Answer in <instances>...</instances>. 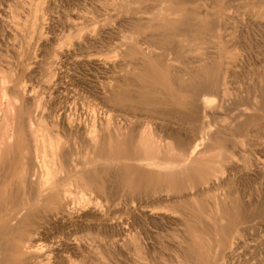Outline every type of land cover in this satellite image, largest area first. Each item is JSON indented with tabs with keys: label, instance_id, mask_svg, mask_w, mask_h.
Returning a JSON list of instances; mask_svg holds the SVG:
<instances>
[{
	"label": "rangeland",
	"instance_id": "374dc122",
	"mask_svg": "<svg viewBox=\"0 0 264 264\" xmlns=\"http://www.w3.org/2000/svg\"><path fill=\"white\" fill-rule=\"evenodd\" d=\"M49 2L52 5H48ZM42 7H44L43 10H41ZM40 12L43 13L40 15ZM161 12H163L164 15L159 16ZM35 14L39 16L37 17ZM172 14H182L184 16L183 20H185L187 23L190 22L193 26L197 25L199 22L197 17L198 15L206 17V21L208 22L206 23V26H208L210 30L192 28L191 30L186 31L184 28L187 24L183 26L174 25L166 20L169 17L176 18V16H172ZM196 14L197 16H195ZM177 20H179L177 22H182V19L178 18ZM214 22H216L218 25H216ZM12 25L15 26V28L16 25L19 27L16 29L14 28V30ZM34 32L37 33L35 34ZM204 62H207V64L205 65ZM203 64L205 67H201L199 69L201 70L203 77H208L212 72L216 74L221 71L227 78L226 86H229L228 88L226 87L227 95L226 98L224 97V99L220 95L217 96L215 93L206 94L207 103L209 104L207 105L210 107L216 106L215 108H218L217 113L213 115L214 117L212 116L213 119H211L212 117L210 118L212 127L213 129H217L220 128V126H227L233 129L235 134H233V131L230 132L229 130L226 132L227 135L225 137L228 138L226 147L228 146L229 149H227L228 147L225 148L224 145L216 146L214 149H210V151L209 149L208 151L201 150L200 153L202 154H199L198 156L200 158H197L198 160L200 159L202 161L210 157L206 159L208 165L212 167V163H214L215 169L218 168L219 170H217L221 173V175L223 173V176L219 177L220 175L218 176V174L220 173H218L217 176L220 178L216 179L218 182L214 177V181H210H213L212 184H210V182H208L210 185L208 183L203 184L201 183L200 176H203L204 171H195L196 167H194V172L191 171V180L185 178L186 176L183 175L185 179L189 180H186L187 182L184 181L182 175V177L178 175L174 180V177L172 176V179L170 177L168 179L167 177L166 180H164L165 177H163L164 179L159 178L156 176V174H154L156 177H148L149 179H143L142 182H140L139 179H135L137 181L133 179L135 182H132V176H129L128 174L129 180L127 175H119V178L117 175L114 179L113 175H115L114 172H116L117 167H113L108 168L110 169V172H105V177L109 175L106 178L104 176H102L104 178L96 177L95 180L94 178H88V181L91 183L86 180L85 184L88 182V187H85L83 190H79V193H82L83 191L85 192V190L87 192L88 190L89 193H86V195L88 194L87 197L92 199L90 201L93 202L94 200L96 202H93V205V203L89 202V199L86 197L85 201L87 200L88 203H86L87 201H82L81 203L78 202L79 204L75 203L77 206L73 204L75 207L74 210L76 212L73 210V215L70 214V216H68L69 224L71 226L66 225L64 228H58L54 232V237L56 238L53 241H59L58 246L60 244L63 246L61 247L60 245L59 248L57 246L59 249H57V252L59 254L57 257H55V263L69 264V260L73 262L75 261L76 264H137L138 262L139 264L222 263V252H220V249H218L217 252V246L215 245H220L222 249L224 247L227 248L225 252L227 253L228 248L234 242L233 240L235 238V234L230 237L224 235L220 231L215 232L210 229L211 227L206 219V214L210 210L209 207L211 206L212 208V205L214 204L213 197L215 198L216 195L219 196L221 192L224 193V191L227 190L219 197L216 196V198L220 199L221 197L222 199V197L224 198L225 196V198H227L226 202L229 206L231 205L235 207V202H237V200H240L241 204L248 202L249 199H259L257 201L255 200L257 204L264 202V101H262L264 100V0H0V74L2 75L3 71L10 69L11 74L14 73L12 74L14 75L12 78L18 82L19 86L22 85L21 87L23 88V85L25 84L26 86L24 85L23 89H25V87H29V91H26L25 93L27 94L24 95V90L22 91L21 87L18 86L19 89H21L19 94H16L15 96L14 93H12L11 96H4L6 98L2 97V99H0V104L3 103V106H6L8 104H6V102H9L10 100L11 102L18 105V115L20 118L26 117L28 115L27 113L38 110L37 107L41 104V111L38 110V112L40 115H44L43 118L47 127L51 125L48 129H51L50 131L52 132L55 131L54 135H59L60 139H62V143H64L65 146H69L68 148L74 147V150H78L80 152L79 156L87 157V154H92V158L89 157V159H93L94 161L97 156V161L100 159L105 162L107 157L109 161V157L112 159V154H115L116 157H114L115 155L113 157L118 159L120 158L122 160L120 162L124 165H127L130 160L133 162L135 160L138 161H135L136 163L130 161L128 165L139 164V162H143V164L147 163L144 162L145 159L149 163L151 160H149V158L151 157L152 160L150 163L154 170L157 167L162 169L169 167L178 168L180 166L179 168H182L188 165V154L185 151H183L182 154V150H154V152L151 150L149 151V154L152 156H149L148 150H145L147 153L143 151L140 156L138 152L141 153L142 150L137 147L138 144H136V139H128L130 133L126 134V132H129L134 126L147 124V122L149 125L148 127L154 125L151 128L152 130L150 128L148 129H150L151 132L155 130L154 132L157 134L159 133L161 136H165L166 134L168 135L170 132L176 131V129L177 132L180 131L182 126L176 124V121L169 120L167 118H160L152 110L159 107V105L155 104L156 102H168L172 100V94L177 95V98H180V101L185 99L186 93L182 92V89L177 86L179 83L173 80V70L185 71L187 68L194 69L195 67L198 68L203 66ZM13 84L15 85V82L11 81L8 85V88L11 89L14 86ZM0 88H2L1 85ZM0 91L3 90L0 89ZM251 92H253L252 94L254 95H252ZM213 95H216V97ZM0 96H2V92H0ZM29 97H32L31 99L33 100L31 102L33 104L32 107L28 105L29 101L27 98ZM220 98H222V100H220ZM227 99H229V101ZM16 100L19 104L16 103ZM223 101L225 102L223 103ZM42 102L45 105H43ZM231 102L232 106L235 105L234 108H231ZM218 104L220 105V108L218 107ZM228 104L230 105L231 110L228 108ZM43 106H45V108ZM224 109H226L225 112ZM237 109H240V112H238ZM67 111L69 114H67ZM107 111H109L111 114H109ZM38 112H36V114L34 113V115H38ZM57 112L59 114L60 112L61 114L63 112V115L60 114L59 118V114ZM66 114L72 118L67 117ZM46 115H48V117ZM109 115H111L110 117L113 119L114 125H110L112 128L107 126L109 123L106 116L109 117ZM42 116H39V118H42ZM51 117H55L57 119L54 118L53 121L51 120ZM110 117L108 119H110ZM72 119L73 121H75V119L76 121L79 120L81 125H84V123L91 124V122L94 121L97 123V125H101V127L103 126V134L106 135V140H111V142L105 141L106 148H104V150H81V145H83V137L81 136V138L79 135L70 133L65 127L66 121ZM118 119L121 121L120 125H118ZM219 119L222 120L219 121ZM105 120H107L108 124L105 123ZM221 121L222 124L224 123L223 125L219 124ZM51 123H53V125ZM61 123L62 125H60ZM240 123L243 124L241 130L240 128L236 127ZM123 124L125 126L128 124L129 127H126L125 129ZM160 124L172 125L161 128L159 132V129L156 126ZM170 127L171 129L173 128L172 131H170ZM17 128V134L18 136H21L23 133L22 127L17 126ZM123 128L124 131H126L123 135L124 137L122 136V138L116 136V130H121L123 133ZM164 133L166 134L164 135ZM237 136L239 137L238 139ZM230 138L233 142L230 141ZM240 138L242 139V142H239L240 144H236L234 140L238 142L241 140ZM120 141H122L124 146ZM126 141H128V143ZM245 141L246 145L243 143ZM117 142H119V144ZM233 143L235 145H233ZM238 145L240 147H238ZM249 146L251 149H248ZM237 147L239 148V151H242V153L237 150ZM241 147H244L245 150ZM9 151L11 154L9 153L4 161L7 163L6 166L12 168L15 166L14 160L15 158H18L17 152L19 150ZM84 151L87 152L86 155ZM155 151L157 152L155 153ZM162 151L164 155L162 160L164 158H168V161L171 160V163L169 161L168 167V161L166 159H164L166 162L162 161V163L166 164L160 163ZM202 151H206L207 156L205 152ZM219 151L222 153V155L219 153ZM111 152L113 153L111 154ZM104 153L106 155H104ZM109 153L111 154L110 156ZM166 153H169L171 157H165ZM208 153L210 155H208ZM95 154L97 156H95ZM157 155L160 157H156L155 160L160 159L158 162L161 165L158 164L157 161H153V158ZM200 155H202V157ZM203 155H205V157H203ZM79 156L78 159H80V163H83L84 159L86 158L84 157V159H82ZM180 156L185 159H181ZM218 156H222L221 159L225 158V160H220ZM230 156L232 160L228 159ZM126 157H128L129 161ZM141 159L144 161H141ZM233 160L236 162L238 160V162L235 163ZM240 160L242 163H239L241 162ZM102 161L98 164L103 165L104 162ZM219 162L221 164H219ZM230 162L234 163L235 165L230 164L229 166ZM121 163L119 165H123ZM218 164L220 166H218ZM248 164H251L250 167ZM221 165H223V169L227 167L228 168L221 170ZM239 166L240 168H235ZM248 167L250 168L249 171L247 170ZM157 169L155 172H157ZM0 173L2 174L3 172L1 171ZM197 173L200 176H198ZM249 173L251 174L248 175ZM157 178L159 179L158 181L155 180ZM160 179H163L164 182H161ZM176 179L178 180L175 181ZM145 180L146 182L150 180L152 182L151 184L155 182L153 193L157 194L151 193L152 191L148 192L149 189L143 183ZM219 180L222 181L220 182ZM236 180L237 183L235 182ZM174 181L177 187L174 185ZM197 181L199 184H196ZM180 182L183 187H179L178 189ZM238 182L239 185L241 184L240 186L237 185ZM142 183L144 187H142ZM190 183H193L191 186L192 189H190L192 191H187L188 194L186 195L187 192L183 191L184 186ZM215 183L218 184L215 185ZM156 184L158 186H156ZM166 184L168 186H166L167 190H169L170 187L168 192L167 190L164 191L166 189ZM205 184L207 185L205 186ZM220 184H223L222 186L225 190L222 189ZM123 185H125V187H123ZM211 185L213 188H210ZM161 186H163L162 190H159ZM115 187L116 189H114ZM122 187L124 191H122ZM237 187H239V189ZM110 188L114 190L113 193L115 194H111L112 190H110ZM156 188H158V190H155ZM203 188L206 189L203 190ZM235 188L238 189V192L237 190H234ZM4 189H6V184L0 186V191L3 192ZM71 189L74 190V187ZM92 189L94 190L95 194L91 195V193H93ZM195 189L198 192L201 191V194L200 192L198 193L193 191ZM106 190H108L107 192L109 193H106ZM115 190H117V192ZM118 190L121 192L119 193ZM239 190H241L242 194L239 192ZM162 191L168 194H162ZM177 191L180 193L183 191L184 193L182 192L183 195L180 194L179 197L176 196ZM169 192L174 194L172 195L170 193L173 197L169 195ZM75 193L74 195H76ZM81 193L79 194L80 196ZM117 193L121 195L123 200L127 201H125V203L124 201H121L122 199ZM158 193H160V196ZM231 193H234V195L236 194V196L230 195ZM7 195H9L8 192ZM144 195L147 197L145 196V198H143ZM151 195H154V198ZM163 195H165V198ZM157 196L160 198H156ZM166 196L168 197L167 199ZM246 196L247 198H245ZM134 198H136L138 201H136ZM151 198L152 200H150ZM1 199L3 200H1V202L4 205H8L10 204L9 202H11L9 201L8 197ZM164 199L165 201H163ZM244 199L248 200L244 201ZM118 200L119 202H123L124 205L121 203L119 204ZM115 201H117V207L119 205L122 206L118 207L117 209L115 206L113 208V202L116 204ZM144 201L148 206L144 204ZM126 202L136 203H133L132 206H130L131 204L127 206ZM152 202H154V205ZM90 203H92V205L95 207H97L96 205H99L96 208L97 210L95 207L91 206ZM80 204L81 206H79ZM244 205L246 206V204ZM10 206L12 205L8 206V212L13 209V207ZM76 207H79V210ZM85 208H88L90 211L88 209L86 211ZM150 208L153 210V212ZM142 209H145L143 210L144 212H142ZM98 210L100 212H98ZM134 210H136V213ZM7 211H4L6 215L3 212V214H0V230L3 229V231H0V262L3 261L1 264H29L27 259L28 254L23 248V245H29L27 244L29 241L26 239L28 237H25L27 235L24 232V229L20 227L19 221L17 220V218L20 216L17 215V218L14 220V218L8 216L11 212H15L14 214H16V210L13 209L8 215ZM180 211H182V213ZM14 214L11 213L10 216L12 215L13 217ZM102 214L104 215L102 216ZM224 214L227 219L223 223H229L227 222L231 219L229 212L226 213L224 211ZM76 215L78 217H76ZM14 217H16V215H14ZM79 218L82 220V223ZM10 221L11 224L9 223ZM14 221L18 222L15 224ZM72 221L78 222L77 224L76 222L73 224ZM83 223L85 227L83 226ZM77 227L80 229H77ZM9 230H11V232H9ZM74 230L77 231L75 232ZM263 231L264 229H258L250 233H244L243 236L245 238H241H244L242 240V248L240 249L242 252L240 250L236 251L235 254L228 260V264H264ZM259 232L261 234H259ZM251 233L253 234L251 235ZM133 235L135 236L133 237ZM76 236L79 237L75 238ZM41 239L42 238H34V241L31 242L32 245H36L35 242H37V245H39L44 241L42 245L49 246V242H47V240ZM70 243L72 244L70 245ZM20 245H22L23 249L20 247ZM243 245H245V247ZM7 247L9 248V252H7ZM66 249L67 251L65 252ZM255 251L257 253H255ZM133 256H136L135 259ZM1 257L4 259L1 260ZM225 264H227V262Z\"/></svg>",
	"mask_w": 264,
	"mask_h": 264
},
{
	"label": "bare ground",
	"instance_id": "6f19581e",
	"mask_svg": "<svg viewBox=\"0 0 264 264\" xmlns=\"http://www.w3.org/2000/svg\"><path fill=\"white\" fill-rule=\"evenodd\" d=\"M49 1V0H48ZM195 1V0H194ZM51 2V1H50ZM49 2V4L48 5H52L51 3ZM42 4V3H41ZM165 4V3H164ZM40 6V5H39ZM38 6V7H39ZM37 7V8H38ZM48 7V6H47ZM51 7V6H50ZM43 8L44 7H42L41 8V10H43ZM161 9V8H160ZM39 11V10H38ZM38 11H36V12H38ZM35 12V13H36ZM41 13H43V12H40V15H41ZM46 14V13H45ZM209 14H210V12H209ZM36 15V14H35ZM162 15H164V13L163 12H161L160 14H159V16H162ZM168 15V14H167ZM204 15V14H203ZM208 15V14H207ZM37 16V15H36ZM39 16V15H38ZM37 16V17H38ZM171 16V15H170ZM172 16H176V18H167L166 20L168 21V22H170V23H172V24H174V25H181V26H183V25H185V24H187L186 26H185V30L186 31H189V30H191L192 28H201L202 30H207V29H209L210 30V28L208 27V26H206V23H208L207 21H206V17H202L201 15H198L197 16V14L195 15V16H197L198 17V24L197 25H195V26H193L190 22H185V20H183V18H184V16L182 15V14H178V15H176V14H172ZM36 17V18H37ZM43 17V16H42ZM190 17V16H189ZM40 18V17H39ZM44 18V17H43ZM182 19V22H177V21H179V20H177V19ZM193 18V17H192ZM191 18V19H192ZM41 19V18H40ZM39 19V20H40ZM218 19V18H217ZM3 21V20H2ZM30 21V20H29ZM37 21V20H36ZM212 21V20H211ZM27 23V22H26ZM40 23V22H39ZM210 23V22H209ZM215 24H216V22H214ZM4 24V23H3ZM16 24V23H15ZM15 24H13V25H15ZM30 24H32V23H30ZM34 24V23H33ZM38 24V23H37ZM12 25V26H13ZM210 25H212V24H210ZM216 25H218V24H216ZM259 25V24H258ZM30 26V25H29ZM35 26V25H34ZM37 26V25H36ZM215 26V25H214ZM17 27H19L18 25H16V28ZM32 27V26H31ZM213 27V26H212ZM13 29L15 28V26H13L12 27ZM15 28V29H16ZM27 28V27H26ZM30 28V27H29ZM218 28V27H217ZM14 29V30H15ZM35 29V28H34ZM214 29V28H213ZM26 30H28V29H26ZM13 31V30H12ZM35 31H37V30H35ZM33 32V31H32ZM13 33V32H12ZM19 33V32H18ZM18 33H16V34H18ZM28 33V32H27ZM35 33V32H34ZM37 33V32H36ZM35 33V34H36ZM219 33V32H218ZM15 34V33H14ZM40 35V34H39ZM220 35V34H219ZM14 36V35H13ZM16 36V35H15ZM94 36V35H93ZM74 37V36H73ZM15 38V37H14ZM34 38V37H33ZM41 38V37H40ZM70 38V37H69ZM67 39V38H66ZM69 41V40H68ZM79 43V42H78ZM78 45V44H77ZM138 45V44H137ZM122 46V45H121ZM139 47V46H138ZM144 48H145V46H144ZM149 48V47H148ZM147 48V49H148ZM140 49V48H139ZM146 49V50H147ZM150 49V48H149ZM62 50V49H61ZM187 50V49H186ZM150 51V50H149ZM148 51V52H149ZM62 52V51H61ZM66 52V51H65ZM17 53V52H16ZM67 53V52H66ZM146 53V52H145ZM244 53V52H243ZM63 54V53H62ZM65 54V53H64ZM146 54H148V53H146ZM21 55V54H20ZM69 55V54H68ZM119 56V55H118ZM66 57V56H65ZM241 57V56H240ZM21 59V58H20ZM102 59V58H101ZM168 59H170V58H168ZM220 59H221V57H220ZM242 59V58H241ZM22 61H23V59H22ZM88 61V60H87ZM21 62V61H20ZM144 62V61H143ZM51 63H52V61H51ZM145 63V62H144ZM167 63V62H166ZM205 63V65L207 64V62H204ZM108 64V63H107ZM174 64V63H173ZM55 65V64H54ZM102 65H103V63H102ZM106 65V64H105ZM188 65V64H187ZM237 65V64H236ZM240 65V64H239ZM111 66H113V65H111ZM203 68V67H205L204 66V64H203V66H200V67H198V68H194V69H190V68H187L185 71H175V70H173V72H172V75H173V80H175V81H177L179 84L177 85L179 88H181L182 90V92H185L186 93V97H185V99L184 100H179L180 98H177V95H175V94H172V97H173V99L172 100H170V101H168V102H156L155 104L156 105H159V107L158 108H154L152 111L157 115V116H159L160 118H167V119H169V120H174V121H176L177 123L176 124H178V125H180V126H182L181 128H180V131H178L177 132V129H176V131H172V129H171V127L169 128V129H171L170 131H172V132H170V131H168V132H170V134H166V133H164V135L165 136H161V135H159V133L157 134V133H155L154 131H152L153 133H155V134H153L151 131H150V129L154 126V125H152L151 127H148L149 125H148V122H147V124H143V125H140V126H134V127H132V129L129 131V132H126V131H124V128H123V133H122V131L121 130H116V132H115V135L116 136H118V137H122L124 134H125V132H126V134L127 133H130L129 134V136H128V139H133V138H135L136 139V144H138L137 145V147L139 148V149H141L142 151H141V153L140 152H138V154H140V156H141V154H142V152L143 151H145V150H148V154H149V151H153L154 152V150H176V151H179V150H182V154H183V151H185V152H187V156H188V158H189V164L188 165H186V166H184V167H182V168H173V167H169V168H162V169H160V168H156L157 169V172H155L156 171V169L154 170L153 169V166L151 165V160H152V158L150 157L149 158V160H150V162L148 163V161H146V159H145V161L144 160H142L141 159V161H144V162H147V163H144L143 164V162L142 163H140L139 162V164H131V165H128V163H130V161L131 162H133L132 160H128V157H126L127 158V160L129 161L128 163H127V165H124L123 163H121L120 161H122L120 158L118 159V158H114V157H116V155L115 154H112L113 152H111V154L114 156H112V159H111V157H109L110 158V160L108 161V157L106 158V163L104 162V161H102V160H100L99 159V161H97L96 160V158L98 157L96 154H95V156H97L96 158H95V156H94V158H95V161L93 160V159H89V157H91L92 156V154H87V157H85L86 159H84V157H82V156H79L80 155V152L78 151V150H74L72 147H70V148H68L67 147V145L65 146L64 145V143H62V139H60V137H59V135H54V132L55 131H50L48 128H50V126H48L47 127V125L45 124V121H44V118H43V116L42 115H40L39 114V112H38V110H40V105H38V107H37V109L38 110H36V111H33V112H31V113H27L26 115V117H24V118H20V116L18 115V105H16L15 103H13V102H11L10 100H9V102H6L5 100V102H6V106H3V103L2 104H0V172L2 171L3 173L1 174L0 173V186L1 185H5L6 184V189H4V191L2 192V191H0V214H3L4 213V211L6 212L7 210H9L8 209V206L9 205H12V206H10V207H13V209H15L16 210V212L18 213H16V214H14L15 212H11V213H13L14 215H16V217H14V215H13V217H12V215L10 216V212H8L7 211V215L9 214V216L8 217H11V218H14V220H15V218H17V215L18 216H20V217H18L17 218V220L19 221V225H20V227L22 228V229H24V232L26 233V235L27 236H25V237H28V238H26L29 242L27 243V244H29L28 246L25 244V245H23V248L25 249V251H26V253L28 254V262H29V264H57V263H55L56 261H55V257H57V255L59 254L57 251L59 250L58 248L60 247V245L58 246V244H59V241L58 242H56V241H53L56 237H54V232L58 229V228H64L66 225L68 226V225H70L69 224V217L68 216H70V214H72V211L75 209V207L73 206V204L75 205V206H77L76 204L79 202V203H81L82 201H85V199H86V197H87V195H86V193L88 192L89 193V191L87 190V192H86V190H85V194L83 193H81V196L79 195L80 193H79V190H83V189H85V187L87 188L88 186H87V184H88V182L89 183H91L90 181H88V178H94V180H95V178L96 177H102V176H104L105 177V172H110L109 170L110 169H108V168H113V167H117L116 169V172H114L115 173V175H113V178L115 179V176H117L118 175V178H119V175L120 176H125V175H129V176H132V182H135V181H137V180H135V179H139L140 180V182H142L143 181V179H146L147 180V178L149 177H156V176H158L159 178H163V177H165V179L164 180H166V178L168 177V179H169V177L172 179V177H174L173 178V180L175 179V178H177V176L179 175L180 177H182L183 175L184 176H186L185 178H188V179H190V177H192V174H191V171L192 172H194V167H196V170L195 171H200V170H203L204 171V174H203V176H200V175H198V173H197V175L198 176H200L201 177V183H208V182H210L211 180H213V178L215 177V180L218 178V176L219 177H222L223 176V173H222V175H221V173L217 170V169H215V166H214V163H212L213 164V166L212 167H214V168H212V167H210L209 165H208V162L206 161V159H208V158H210V157H208V158H206L205 160H198V158H200L198 155L199 154H202V153H200L201 152V150H206V151H208V149H209V151H210V149H214L216 146H224L225 148H227L226 147V143H228L227 142V140H228V138H226L225 136L227 135V131L229 130L230 132L231 131H233V129H231L230 127H227V126H220V128H217V129H213V127H212V123H211V119H213V115L214 114H216L217 113V109L218 108H215V107H213L212 105V107H210V106H208L209 104L207 103V99H206V94H209V93H215V94H217V96H221V97H223V99H224V97L226 98V95H227V90H226V87L228 88L229 86H226L227 84H226V76L220 71V72H218V73H214V72H212V73H210L209 74V76L208 77H203L202 76V73H201V70H199L200 68ZM237 68V67H236ZM172 69V68H171ZM237 71V70H236ZM1 73V72H0ZM12 74H14V73H12ZM11 74V72H10V69L8 70H6V71H3V73H2V75H1V77H0V85H1V87L2 88H0V89H2L3 91H0V92H2V96H0V99H2V97H4V96H7L8 97V95L9 96H11L12 95V93H14V95L16 96V94H19V91H21V89H22V91L24 90V95L25 94H27V93H25L26 91H29V87H25V89H23L24 88V85H23V88L21 87L22 85H18V82L17 81H15L13 78H12V76H14V75H12ZM53 74V73H52ZM119 80V79H118ZM232 80V79H231ZM230 80V81H231ZM11 81H14L15 82V85L11 88V89H9L8 88V85L10 84V82ZM228 81V80H227ZM23 83V82H22ZM110 83V82H109ZM12 84V83H11ZM21 87V89H19V87ZM26 86V85H25ZM52 87V86H51ZM263 87V86H262ZM32 89V88H31ZM264 89V88H263ZM262 89V90H263ZM33 90V89H32ZM254 92V91H253ZM253 92H251V94L253 93ZM259 92V91H258ZM257 92V93H258ZM43 93H46V92H43ZM32 94V93H31ZM29 95V94H28ZM236 95V94H235ZM234 95V96H235ZM242 95V94H241ZM252 95H254V94H252ZM214 96V95H213ZM259 96V95H258ZM25 97V96H24ZM214 97H216V95L214 96ZM238 97V96H237ZM261 97H263V96H261ZM4 98H6V97H4ZM32 98V97H31ZM30 97L29 98H27V100L29 101L28 102V105H30V107H32L33 106V104L31 103L33 100L31 99ZM37 98H39V97H37ZM212 98V97H211ZM232 98V97H231ZM239 98V97H238ZM251 98V97H250ZM24 99V98H23ZM40 99V98H39ZM237 99V98H236ZM262 99V98H261ZM26 100V99H25ZM54 100V99H53ZM220 100H222V98H220ZM228 101H229V99H227ZM232 100V99H231ZM7 101H8V98H7ZM17 101V100H16ZM45 101V100H44ZM211 101V100H210ZM219 101V100H218ZM255 101V100H254ZM262 101H264V100H262ZM1 102V101H0ZM25 102V101H24ZM222 102V101H221ZM225 101H223V103H224ZM259 102V101H258ZM17 104H19L18 103V101L16 102ZM38 103H40V102H38ZM43 103V102H42ZM210 103V102H209ZM218 103H220V102H218ZM5 104V103H4ZM53 104V103H52ZM208 104V105H207ZM211 104V103H210ZM231 104V106H232V102L230 103ZM236 104V103H235ZM43 105H45L44 103H43ZM62 105V104H61ZM219 105V104H218ZM221 105H223V104H221ZM229 105V104H228ZM261 105V104H260ZM67 106V105H66ZM224 106V105H223ZM263 106V105H262ZM36 107V106H35ZM44 108H45V106H43ZM63 107V106H62ZM61 107V108H62ZM219 108H220V105L218 106ZM227 107V106H226ZM235 107V105L234 106H232L231 108H234ZM248 107V106H247ZM260 107V106H259ZM21 108H23V107H21ZM67 108V107H66ZM228 108L230 109V105L228 106ZM253 108V107H252ZM42 109V108H41ZM72 109V108H71ZM108 109V108H107ZM260 109V108H259ZM263 109V108H262ZM44 110V109H43ZM67 110V109H66ZM74 110V109H73ZM220 110V109H219ZM225 110L226 109H224V112H225ZM231 110V109H230ZM238 110V109H237ZM240 110V109H239ZM238 110V112H240ZM244 110V109H243ZM28 111H29V109H28ZM27 111V112H28ZM41 111V110H40ZM57 111H58V109H57ZM60 111H63V110H60ZM69 111H70V108H69ZM242 111V110H241ZM251 111V110H250ZM22 112V111H21ZM36 112H38L37 114L38 115H34V113L36 114ZM44 112V111H43ZM68 112V111H67ZM66 112V113H67ZM82 112V111H81ZM107 112H109V111H107ZM242 112H244V111H242ZM241 112V113H242ZM248 112V111H247ZM45 113V112H44ZM44 113H42V114H44ZM48 113H50V112H48ZM52 113H54V112H52ZM58 113V112H57ZM240 113V114H241ZM253 113V112H252ZM46 114V113H45ZM59 114V113H58ZM57 114V115H58ZM60 114H61V112H60ZM60 114L58 115V117L60 116ZM67 114H69V112L67 113ZM67 114H66V116H67ZM105 114H106V112H105ZM109 114H111L110 112H109ZM243 114H245V113H243ZM259 114V113H258ZM257 114V115H258ZM51 115V114H50ZM55 115V114H54ZM61 115H63V112H62V114ZM107 115V114H106ZM260 115V114H259ZM39 116H42V118L40 117L39 118ZM47 117H48V115H46ZM45 116V117H46ZM56 116V115H55ZM111 115H109V117H110ZM213 116V117H212ZM248 116V115H247ZM67 117H71V116H67ZM108 116H106V118H107V120H108V123H107V120H105V123L106 124H108L107 126H109V127H111L110 125H112L113 124V119H112V117H110V119H108L109 118ZM212 117V118H211ZM218 117V116H217ZM221 117V116H220ZM249 117V116H248ZM52 118V117H51ZM55 118V117H54ZM54 118H52L51 120H53ZM60 118V117H59ZM62 118H63V116H62ZM72 118V117H71ZM97 118V117H96ZM144 118V117H143ZM147 118V117H146ZM211 118V119H210ZM219 118V117H218ZM223 118H224V116H223ZM222 118V119H223ZM227 118V117H226ZM255 118V117H254ZM55 119H57V118H55ZM85 119V118H84ZM116 119V118H115ZM222 119H219V121L220 120H222ZM48 120V119H47ZM59 120V119H58ZM58 120H57V123H58ZM61 120H63V119H61ZM103 120V119H102ZM120 119H118V121H119ZM121 120H123V119H121ZM149 120V119H148ZM148 120H146V121H148ZM217 120V119H216ZM225 120V119H224ZM224 120H223V122H224ZM54 121V120H53ZM52 121V122H53ZM75 121H76V119H75ZM75 121H73V119L72 120H67L66 121V124H65V127L67 128V130L70 132V133H72V134H76V135H79L80 137L82 136L83 137V142H82V144L83 145H81V150H104V148H106V143H105V141H109V142H111V140H106V135H104L103 133H104V128H103V126L101 127V125L99 126V125H97V123L96 122H94V121H92L91 122V124H85L84 123V125H81V122L79 123V120L78 121H76V122H78V123H76ZM86 121V120H85ZM46 122H48V121H46ZM88 122V121H87ZM120 122L121 121H119V124L118 125H120ZM151 122V121H150ZM260 122V121H259ZM105 123H104V125H105ZM129 123V122H128ZM146 123V122H145ZM152 123V122H151ZM52 125H53V123H51ZM124 124H125V122H124ZM123 124V125H124ZM131 124V123H130ZM219 124H222V121H221V123L219 122ZM224 124V123H223ZM222 124V125H223ZM58 125V124H57ZM60 125H62V123L60 124ZM114 125V124H113ZM169 125H172V124H160V125H158V126H156L159 130V132H160V129L161 128H163V127H169ZM17 126H21L22 127V131H23V133H22V135L21 136H18V134H17ZM54 126H55V124H54ZM64 126V125H63ZM125 126V125H124ZM131 126V125H130ZM214 126V125H213ZM126 127H129V125L127 124V126H125V129H126ZM215 127V126H214ZM217 127V126H216ZM237 128H240V130H241V127H243V124L242 123H240V124H238L237 126H236ZM57 128V127H56ZM112 128V127H111ZM115 128V127H114ZM148 128H150V129H148ZM110 129V128H109ZM130 129V128H129ZM164 129H167V128H164ZM163 129V130H164ZM115 130V129H114ZM128 130V129H127ZM152 130V129H151ZM58 131V130H57ZM111 131H112V129H111ZM110 131V132H111ZM166 131V130H165ZM164 131V132H165ZM68 132V133H69ZM102 132V133H101ZM113 132V131H112ZM66 133V132H65ZM161 133H162V131H161ZM160 133V134H161ZM58 134V133H57ZM163 134V133H162ZM223 134H225V135H223ZM233 134H235L234 133V131H233ZM75 135V136H76ZM115 135H113V136H115ZM240 135V134H239ZM255 135H256V133H255ZM72 136V135H71ZM78 136V137H79ZM232 136V135H231ZM230 136V137H231ZM241 136V135H240ZM81 137V138H82ZM124 137V136H123ZM122 137V138H123ZM233 137H235V136H233ZM114 138V137H113ZM239 137L237 136V139H238ZM78 139H80V138H78ZM231 139V138H230ZM229 139V140H230ZM235 139V138H234ZM233 139V140H234ZM241 139V138H240ZM239 139V140H240ZM245 139V138H244ZM257 139V138H256ZM259 139V138H258ZM123 140V139H122ZM124 141V140H123ZM128 141H130V140H128ZM128 141H126L127 143H128ZM134 141V140H133ZM230 141H232V139L230 140ZM229 141V142H230ZM235 141V143L236 144H238L239 142H242V139L240 140V141H236V140H234ZM80 142H81V140H80ZM80 142H79V144H80ZM121 143H122V141H120ZM233 142V141H232ZM118 144H119V142H117ZM244 143V145H246L245 143H246V141L245 142H243ZM243 143H242V145H243ZM123 144V143H122ZM240 144V143H239ZM255 144V143H254ZM233 145H235L234 143H233ZM260 145V144H259ZM264 145V144H263ZM75 146V145H74ZM78 146V145H77ZM76 146V147H77ZM123 146H124V144H123ZM129 146V145H128ZM136 146V145H135ZM118 147V146H117ZM238 147H240L239 145H238ZM237 147V148H238ZM245 148H247L246 146H244ZM244 147H241V148H243L244 149ZM257 147V146H256ZM218 148H220V147H218ZM253 148H254V146H253ZM262 148V147H261ZM150 149V150H149ZM227 149H229V147L227 148ZM248 149H251L250 148V146H249V148ZM247 149V150H248ZM9 150H19L17 153H18V158L16 159L15 158V166L14 167H12V168H10V167H8V166H6V164L7 163H5V159H6V157L9 155V153H10V151ZM130 150V149H129ZM222 150V149H221ZM220 150V151H221ZM238 151H239V148L237 149ZM245 150V149H244ZM253 150V149H252ZM251 150V151H252ZM84 151V152H85ZM92 151H91V153H92ZM114 151V150H113ZM132 151V150H131ZM140 151V150H139ZM165 151V152H166ZM206 151H202V152H205V154H206V156H207V152ZM219 151V153L222 155V153ZM223 151H224V149H223ZM231 151V150H230ZM90 152V151H89ZM118 152V151H117ZM146 152V151H145ZM144 152V153H145ZM153 152H152V154H153ZM157 151H155V153H156ZM173 152V151H172ZM175 152V151H174ZM228 152V151H227ZM239 152H241L242 153V151H239ZM86 153L87 152H85V155H86ZM115 153V152H114ZM128 153V152H127ZM132 153V152H131ZM147 153V152H146ZM158 153H159V151H158ZM157 153V154H158ZM162 153V157L160 158L161 159V162L160 163H162V161H165L166 162V160L168 161V158H164V159H166V160H162V158L164 157V155H163V151L161 152ZM160 153V154H161ZM211 153H212V151H211ZM214 153V152H213ZM224 153V152H223ZM244 153V152H243ZM11 154V153H10ZM83 154V153H82ZM93 154H94V152H93ZM108 154V153H107ZM110 153H109V156L111 155ZM118 154V153H117ZM137 154V153H136ZM137 154V155H138ZM174 154H176V153H174ZM177 154H178V152H177ZM235 154V153H234ZM233 154V155H234ZM84 155V154H83ZM104 155H106L105 153H104ZM104 155H103V157H104ZM128 155V154H127ZM127 155H125V156H127ZM133 155V154H132ZM151 154H149V156H150ZM166 155H168V156H166ZM166 155H165V157H171L170 155H169V153L167 154L166 153ZM171 155H172V153H171ZM180 155V154H179ZM208 155H210L209 153H208ZM217 155V154H216ZM232 155V156H233ZM78 156L79 157H81L82 159H84V161H83V163H80V159H78ZM124 156V157H125ZM129 156V155H128ZM136 156V155H135ZM147 156V155H146ZM152 156V155H151ZM159 155H157V156H155L153 159V161L155 162V161H157V163L158 164H160L158 161H160V159H158V160H155L156 159V157H158ZM173 156V155H172ZM201 157H202V155H200ZM223 156H225V155H223ZM250 156V155H249ZM11 157V156H10ZM160 157V156H159ZM175 157V156H174ZM198 157V158H197ZM203 157H205V155H203ZM212 157V156H211ZM219 157V156H218ZM221 157L222 156H220L219 157V159L220 160H222V159H224L225 160V158H222L221 159ZM257 157V156H256ZM92 158V157H91ZM122 158V157H121ZM136 158V157H135ZM137 158H138V156H137ZM136 158V159H137ZM176 158H177V156H176ZM180 158L181 159H185V158H183V157H181L180 156ZM236 158V157H235ZM11 159V158H10ZM78 159V160H77ZM81 159V160H82ZM122 159H124V158H122ZM170 159V158H169ZM212 159V158H211ZM218 159V158H217ZM218 159V160H219ZM228 159H231L232 160V158H231V156H230V158H228ZM234 159V158H233ZM249 159H252V158H249ZM263 159V158H262ZM104 160V159H103ZM126 160V159H125ZM148 160V159H147ZM182 160V161H183ZM215 160V159H214ZM101 161L102 162H104V164L102 165V164H98L99 162L101 163ZM107 161H108V163H107ZM135 161H138V160H135ZM134 161V162H135ZM170 161V163H171V160H169ZM169 161L167 162L168 163V165H167V167L169 166ZM213 161V160H212ZM211 161V162H212ZM226 161H228V160H226ZM230 161V160H229ZM234 161V160H233ZM241 161V160H240ZM252 161V160H251ZM121 164H123V165H119L120 163ZM133 162V163H134ZM210 162V163H211ZM217 162V161H216ZM215 162V163H216ZM221 162V161H220ZM219 162V164H221ZM225 162V161H224ZM235 163H237L238 162V160H237V162L236 161H234ZM2 163H3V165H2ZM125 163H126V161H125ZM136 163V162H135ZM153 163V162H152ZM156 163V164H157ZM172 163H173V161H172ZM176 163V162H175ZM218 163V162H217ZM228 163V162H227ZM239 163H242V161L241 162H239ZM252 163H253V161H252ZM257 163H258V160H257ZM162 164H166V163H162ZM218 164V166H220ZM230 164H232V165H235L234 163H232V162H230L229 163V166H230ZM161 165V164H160ZM216 165V164H215ZM224 165V164H223ZM223 165H221V167L223 166ZM231 165V166H232ZM249 165V167H250V165L251 164H248ZM217 166V165H216ZM226 166V165H225ZM228 166V165H227ZM237 166V165H236ZM177 167V166H176ZM246 167V166H245ZM248 167V171H249V168ZM107 168V169H106ZM114 168V169H115ZM228 168V167H227ZM227 168H224L223 169V167L222 168H220L221 170H225V169H227ZM230 168V167H229ZM235 168H240V166L239 167H235ZM247 168V167H246ZM245 168V169H246ZM113 169V170H114ZM234 169V168H233ZM244 169V170H245ZM252 169H253V165H252ZM256 169V168H255ZM260 169V168H259ZM220 170V171H221ZM228 170H230V169H228ZM235 170V169H234ZM246 171V170H245ZM251 171V170H250ZM223 172V171H222ZM229 172V171H228ZM218 173H220V174H218ZM227 173V172H226ZM234 173H235V171H234ZM245 173V172H244ZM106 174H108V173H106ZM154 174H156V176L154 175ZM196 174V173H195ZM217 174H218V176H217ZM224 174H225V171H224ZM227 174H229V173H227ZM226 174V175H227ZM232 174H233V171H232ZM251 173H249L248 175H250ZM111 175V174H110ZM127 175V177H128V180H129V176ZM182 175V176H181ZM241 175V174H240ZM246 175V174H245ZM109 176V175H108ZM108 176H106V177H108ZM172 176V177H171ZM184 176H183V178H184ZM225 176V175H224ZM228 176V175H227ZM230 176V175H229ZM233 176V175H232ZM247 176V175H246ZM104 177H102V178H104ZM105 177V178H106ZM194 177V176H193ZM231 177V176H230ZM234 177V176H233ZM241 177V176H240ZM250 177V176H249ZM87 178V179H86ZM110 178V177H109ZM131 178V177H130ZM148 178V179H149ZM184 178V181H186V180H188V179H185ZM197 178V177H196ZM242 178V177H241ZM111 179V178H110ZM125 179V178H124ZM133 179L135 180V181H133ZM163 179H160V181L162 182L163 181ZM180 179V178H179ZM198 179H200V178H198ZM218 179H220V178H218ZM222 179V178H221ZM224 179V178H223ZM235 179H237V178H235ZM243 179V178H242ZM86 180L88 181L87 182V184H85L86 183ZM93 180V179H92ZM138 180V181H139ZM146 180H145V182H143L144 183V185L149 189V191L148 192H150V191H152L151 193H153V191H154V183L153 184H151L152 182L149 180L148 182H146ZM155 180H159L158 178L157 179H155ZM155 180H153V181H155ZM178 179H176L175 181H177ZM191 180V179H190ZM240 180V179H239ZM238 180V181H239ZM113 181V180H112ZM124 181V180H123ZM159 181V182H160ZM170 181V180H169ZM175 181H174V185H175ZM189 181V180H188ZM214 181V180H213ZM213 181L212 182H210V184H212L213 183ZM217 182H218V180H216ZM215 181V182H216ZM220 181V180H219ZM222 181V180H221ZM220 181V182H221ZM226 181V180H225ZM229 181V180H228ZM227 181V182H228ZM231 181V180H230ZM241 181V180H240ZM97 182H98V178H97ZM104 182H106V181H104ZM111 182V181H110ZM129 182H131V181H129ZM164 182V181H163ZM187 182V181H186ZM193 182V181H192ZM194 182H196V181H194ZM236 183H237V180L235 181ZM95 183V182H94ZM93 183V184H94ZM103 183V182H102ZM102 183H100V184H102ZM112 183H114V182H112ZM117 183V182H116ZM143 183H142V185H143ZM231 183V182H230ZM115 184V183H114ZM122 184V183H121ZM132 184V183H131ZM160 184V183H159ZM169 184H170V182H169ZM184 184V183H183ZM193 184V183H192ZM192 184L190 183V184H188V185H186V186H184V192H187V191H189L190 189H192L191 188V186H192ZM196 184H199L198 183V181H197V183ZM209 184V183H208ZM209 184V185H210ZM216 184H218V183H215V185ZM227 184V183H226ZM229 184V183H228ZM92 185V184H91ZM94 185H96V184H94ZM115 185H117V184H115ZM144 185L142 186V187H144ZM171 185V184H170ZM177 185H178V182H177ZM181 185V186H180ZM180 185L178 186V189H179V187H183L182 186V184H181V182H180ZM207 184H205V186H206ZM214 185V184H213ZM221 185V184H220ZM223 185V184H222ZM221 185V187H222V189H223V186ZM230 185V184H229ZM237 185H239V182H238V184ZM241 185V184H240ZM239 185V186H240ZM90 186V185H89ZM102 186V185H101ZM118 186H120V185H118ZM140 186H141V184H140ZM156 186H158L157 184H156ZM166 186H167V184L165 185V188H166ZM173 186V185H172ZM176 186V185H175ZM175 186H173V187H175ZM218 186V185H217ZM236 186V185H235ZM74 187V190H72L71 188H73ZM94 187V186H93ZM110 187V186H109ZM123 187H125V185H123ZM123 187L121 188L122 189V191H124L123 190ZM162 187L163 186H161V188L160 187H158V188H160L159 190H162ZM168 187V186H167ZM177 187V186H176ZM175 187V188H176ZM203 187V186H202ZM201 187V188H202ZM207 187H209V186H207ZM225 187V186H224ZM90 188H92V187H90ZM95 188V187H94ZM93 188V189H94ZM158 188H156L155 190H158ZM174 188V189H175ZM210 188H213L212 187V185H211V187ZM210 188H208V189H210ZM238 189H239V187H237ZM77 189H78V192H77ZM92 189V191H93V193H91V195L92 194H95V192H94V190ZM100 189V188H99ZM107 189V188H106ZM114 189H116V187L114 188ZM117 189H119V188H117ZM164 189V188H163ZM198 189V188H197ZM206 189V188H205ZM204 188H203V190H205ZM238 189H234V190H237V192H238ZM263 189V188H262ZM110 190H112V193L111 194H115V193H113L114 192V190L113 189H111L110 188ZM120 190V189H119ZM118 190V191H119ZM144 190V189H143ZM167 190V188L164 190V191H166ZM169 190H170V187H169ZM169 190H167V192L169 191ZM176 190V189H175ZM182 190V189H181ZM223 190H225V189H223ZM222 190V191H223ZM233 190V189H232ZM77 192V193H75V192ZM108 190H106V193H109V192H107ZM116 192H117V190H115ZM146 191H147V189H146ZM164 191H162V194L164 193ZM174 191V190H173ZM180 191V190H179ZM182 191V192H183ZM190 191H192V190H190ZM193 191H195V192H198L196 189L195 190H193ZM225 191H227V190H225ZM225 191H224V193H225ZM264 191V190H263ZM7 192L9 193V195H7ZM90 192H91V190H90ZM111 192V191H110ZM121 191H119V193H120ZM144 192V191H143ZM142 192V193H143ZM156 192V191H155ZM159 192H161V191H159ZM180 193V192H178L177 191V194H176V196H179L180 197V194L181 195H183V193ZM200 192V194H201V191H199ZM198 192V193H199ZM217 192V191H216ZM230 192H232V191H230ZM239 192L241 193V190H239ZM244 192V191H243ZM74 193L76 194V195H74ZM98 193V192H97ZM119 193H117V194H119ZM123 193V192H122ZM127 193V192H126ZM138 193V192H137ZM171 192H169V195L171 196V194H170ZM176 193V192H175ZM224 193H220V195L221 194H224ZM228 193V192H227ZM246 193V192H245ZM144 194V193H143ZM142 194V195H143ZM150 194V193H149ZM153 194H157V193H153ZM164 194H168V193H164ZM188 194V192L186 193V195ZM242 194V193H241ZM86 195V196H85ZM90 195V194H89ZM107 195V194H106ZM110 195V194H109ZM120 195V194H119ZM158 195L160 196V193H158ZM169 195H168V197H169ZM172 195H174V194H172ZM193 195V194H192ZM219 195V196H220ZM230 195H233V196H236V194L234 195V193H231ZM244 195H246V194H244ZM243 195V196H244ZM3 196V197H2ZM80 196V197H79ZM108 196V195H107ZM126 196V195H125ZM145 196L146 195H144V197L143 198H145ZM152 197L154 196V195H151ZM156 196V195H155ZM162 196V195H161ZM165 195H163V197H164ZM194 196H196V195H194ZM217 196V195H216ZM216 196H215V198L213 197V199H214V204L212 205V208H211V206L209 207L210 208V210L208 211V213L206 214V219H207V221H208V223H209V225H210V229H212L213 231H215V232H222L224 235H226V236H232L233 234H235V238H234V242L230 245V247L228 248V252L227 253H225L226 252V249L227 248H221V246L220 245H218V244H216L215 246H217V252H218V249H220V252H222L221 254H222V258H221V260H222V263H220V264H225L226 262H227V264H228V260L235 254V252L236 251H238V250H240L241 248H242V240L245 238L244 236H243V234L244 233H250V232H252V231H256V230H258V229H264V202L263 203H256V201L257 200H259V199H249V201L248 202H244V204H246V206L244 205V204H241V202H240V200H237V202H235V207H233V206H229L228 204H227V202H226V199L227 198H225V196H224V198L222 197V199H221V197H220V199L219 198H216ZM219 196H217V197H219ZM248 196V195H247ZM247 196L245 197V198H247ZM5 197H8L9 198V201H11V202H9L10 204H2V202H1V198H5ZM116 197H118V196H116ZM128 197V196H127ZM127 197H125V198H127ZM147 197V196H146ZM167 196H166V199L168 198ZM171 197H173V196H171ZM178 197V198H179ZM187 197V196H186ZM263 197V196H262ZM107 198V197H106ZM120 198H121V195H120ZM124 198V199H125ZM148 198H149V196H148ZM154 198V197H153ZM156 198H158V196L156 197ZM156 198H155V201H156ZM160 198V197H159ZM158 198V199H159ZM165 198V197H164ZM254 198V197H253ZM82 199V200H81ZM87 199H89L88 197H87ZM122 199V200H121ZM121 199H119V200H121V201H124V203H125V201H127V200H123V198H121ZM128 199V198H127ZM136 201H138L136 198H134ZM140 199V198H139ZM171 199H173V198H171ZM175 199V198H174ZM212 199V200H213ZM237 199H238V197H237ZM263 199H264V197H263ZM262 199V200H263ZM90 200H92V199H89V202H92V201H90ZM110 200H111V198H110ZM110 200H109V202H110ZM116 200V199H115ZM119 200H118V202H119ZM131 200H132V198H131ZM141 200V199H140ZM150 200H152V198L150 199ZM183 200V199H182ZM200 200V199H199ZM246 200H248V199H246ZM245 199H244V201H246ZM261 200V201H262ZM3 201V200H2ZM87 201V200H86ZM85 201V202H86ZM128 201H130V200H128ZM148 201V200H147ZM154 201V200H153ZM158 201V200H157ZM163 201H165V199L163 200ZM162 201V202H163ZM194 201V200H193ZM211 201V200H210ZM93 202H96V201H94L93 200ZM92 202V203H93ZM117 201H115V203H116ZM159 202V201H158ZM231 202H233V201H231ZM76 203V204H75ZM78 203V204H79ZM86 203H88V201L86 202ZM92 203H90L91 204V206H93L94 205V203H93V205H92ZM98 203V202H97ZM123 204V202H119V204ZM127 203V202H126ZM135 204L136 202H131V203H127L126 205L128 206L129 204H131L130 206H132V204ZM146 202L144 201V204H145ZM156 203V202H155ZM197 203V202H196ZM201 203V202H200ZM199 203V204H200ZM208 203H211V202H208ZM207 203V204H208ZM229 203V202H228ZM84 204V203H83ZM118 204V205H119ZM150 204H151V202H150ZM152 204L154 205V202H152ZM157 204V203H156ZM234 204V203H233ZM88 205V204H87ZM95 205H96V203H95ZM117 205V203L116 204H114V202H113V208H114V206L116 207V209L118 208V207H120V206H122V205H119L118 207L116 206ZM124 205V204H123ZM140 205V204H139ZM139 205H138V207H139ZM146 206H148L147 204H145ZM145 205H143V206H145ZM211 205V204H210ZM79 206H81V204L79 205ZM90 206V205H89ZM97 207L99 206V205H96ZM137 206V205H136ZM197 206H198V204H197ZM93 207H95V206H93ZM97 207H95V209L97 208ZM126 207V206H125ZM77 209L79 208V207H76ZM101 208V207H100ZM99 208V209H100ZM123 208H124V206H123ZM131 208V207H130ZM129 208V209H130ZM133 208V207H132ZM76 209V210H77ZM88 209V208H87ZM87 209L85 208V210L87 211ZM92 209V208H91ZM94 209V208H93ZM94 209V210H95ZM134 209H135V207H134ZM151 209V208H150ZM207 209V208H206ZM79 210V209H78ZM80 210H82V209H80ZM89 210V209H88ZM97 210V209H96ZM101 210V209H100ZM124 210V209H123ZM125 210H128V209H125ZM143 210H145V209H142V212H144ZM149 210V209H148ZM155 210V209H154ZM231 210V211H230ZM90 211V210H89ZM92 211V210H91ZM136 210H134V212H135ZM151 211L153 212V210L151 209ZM224 211L226 212V213H228L229 212V215L231 216V219H230V221H227V222H229V223H226V224H224L223 222L227 219L226 218V216H225V214H224ZM3 212V213H2ZM74 212H76L75 210H74ZM73 212V213H74ZM79 212V211H78ZM81 212V211H80ZM85 212V211H84ZM93 212V211H92ZM95 212V211H94ZM98 212H100L99 210H98ZM128 212V211H127ZM146 212H147V210H146ZM181 213H182V211H180ZM184 212V211H183ZM83 213V212H82ZM89 213H91V212H89ZM96 213V212H95ZM102 213V212H101ZM136 213V212H135ZM157 213V212H156ZM155 213V214H156ZM188 213V212H187ZM186 213V214H187ZM5 214V213H4ZM134 214V213H133ZM140 214V213H139ZM154 214V213H153ZM6 215V214H5ZM73 215V214H72ZM77 215H78V213H77ZM76 215V217H78ZM88 215V214H87ZM94 215V214H93ZM100 215V214H99ZM104 214H102V216H103ZM128 215V214H127ZM142 215V214H141ZM140 215V216H141ZM74 216H75V214H74ZM145 216H146V214H145ZM152 216H154V215H152ZM183 216H184V214H183ZM82 217V216H81ZM85 217V216H84ZM97 217H98V214H97ZM101 217V216H100ZM111 217V216H110ZM187 217V216H186ZM1 218V217H0ZM10 218V219H11ZM179 218V217H178ZM80 219V218H79ZM101 219H102V217H101ZM149 219H150V216H149ZM152 219V218H151ZM155 219V218H154ZM202 219V218H201ZM12 220V219H11ZM89 220V219H88ZM203 220V219H202ZM13 221V220H12ZM18 221H14L15 222V224L18 222ZM71 221V220H70ZM80 221H81V223H82V220L80 219ZM79 221V222H80ZM184 221H185V219H184ZM73 222V224H74V222H76V221H72ZM78 222V221H77ZM77 222H76V224H77ZM204 222V221H203ZM10 224H11V221L9 222ZM207 223V224H208ZM1 226V225H0ZM71 226V225H70ZM81 226V225H80ZM83 226L85 227V225H84V223H83ZM91 226V225H90ZM200 226V225H199ZM8 227V226H7ZM205 227V226H204ZM6 228V227H5ZM17 228V227H16ZM82 228V227H81ZM206 228V227H205ZM10 229V228H9ZM76 229V228H75ZM77 229H80V228H78L77 227ZM13 230V229H12ZM17 230H20V229H17ZM0 231H3V229L2 230H0ZM6 231H8V230H6ZM6 231H4V232H6ZM75 231V230H74ZM77 231V230H76ZM75 231V232H76ZM209 231V230H208ZM261 231V230H260ZM9 232H11V230H9ZM9 232H7V233H9ZM84 232V231H83ZM258 232V231H257ZM256 232V233H257ZM264 232V231H263ZM1 233V232H0ZM6 233V234H7ZM14 233V232H13ZM18 233H19V231H18ZM71 233V232H70ZM5 234V235H6ZM10 234V233H9ZM78 234H79V232H78ZM253 233H251V235H252ZM259 234H261L260 232H259ZM12 235V234H11ZM250 235V234H249ZM3 236H4V233H3ZM73 236V235H72ZM135 235H133V237H134ZM2 237V236H1ZM77 237H79V236H76L75 238H77ZM242 237H244L243 239H241ZM247 237H250V236H247ZM261 237V236H260ZM34 238H42V239H44V240H47V242H49V246L47 245V246H44V245H42V243L44 242H42L41 244H39V245H37V242H35L36 243V245L35 244H33L32 245V241H34L33 239ZM67 238V237H66ZM72 238H74V237H72ZM229 238V237H228ZM25 239V238H24ZM25 239V240H26ZM41 239V240H42ZM62 239V238H61ZM89 239V238H88ZM132 239V238H131ZM10 240V239H9ZM22 240V239H21ZM36 240V239H35ZM40 240V241H41ZM73 240V239H72ZM80 240V239H79ZM86 240V239H85ZM124 240V239H123ZM126 240V239H125ZM223 240H224V237H223ZM77 241V240H76ZM87 241V240H86ZM131 241V240H130ZM232 241V240H231ZM244 241H246V240H244ZM14 242V241H13ZM67 242V241H66ZM72 242V241H71ZM259 242V241H258ZM40 243V242H39ZM80 243V242H79ZM78 243V244H79ZM89 243V242H88ZM231 243V242H230ZM1 244V243H0ZM6 244V243H5ZM45 244V243H44ZM66 244V243H65ZM67 244H69V243H67ZM72 243H70V245H71ZM73 244H74V241H73ZM76 244V243H75ZM130 244H132V243H130ZM244 244V243H243ZM249 244V243H248ZM3 245V244H2ZM10 245V244H9ZM14 245V244H13ZM16 245V244H15ZM46 245V244H45ZM90 245V244H89ZM211 245V244H210ZM1 246V245H0ZM4 246V245H3ZM25 246V247H24ZM57 246H58V248H57ZM79 246V245H78ZM125 246V245H124ZM244 247H245V245H243ZM9 247V246H8ZM7 247V248H8ZM20 247L22 248V245H20ZM61 247H63L62 245H61ZM71 247V246H70ZM73 247V246H72ZM90 247V246H89ZM93 247V246H92ZM126 247V246H125ZM133 247V246H132ZM6 248V249H7ZM9 248H11V247H9ZM9 248H8V251L7 252H9ZM22 248V249H23ZM208 248H209V246H208ZM250 248V247H249ZM263 248H264V246H263ZM12 249V248H11ZM58 249V250H57ZM138 249V248H137ZM210 249V248H209ZM5 250V249H4ZM87 250H88V248H87ZM96 250H97V248H96ZM141 250V249H140ZM67 251V249L65 250V252ZM92 251V250H91ZM210 251V250H209ZM241 251V250H240ZM62 252V251H61ZM69 252V251H68ZM242 252V251H241ZM241 252H239V253H241ZM246 252V251H245ZM252 252V251H251ZM137 253V252H136ZM255 253H257L256 251H255ZM2 254V253H1ZM220 254V253H219ZM3 255V254H2ZM99 255V254H98ZM124 255H126V254H124ZM216 255V254H215ZM254 255V254H253ZM258 255V254H257ZM1 256V255H0ZM60 256V255H59ZM100 256V255H99ZM218 256V255H217ZM242 256V255H241ZM8 257V256H7ZM134 257V259H135V257L136 256H133ZM89 258H91V257H89ZM128 258V257H127ZM210 258H212V257H210ZM4 259V258H3ZM2 259V257H1V260H3ZM73 259V258H72ZM8 260V259H7ZM76 260V259H75ZM137 260V259H136ZM25 261V260H24ZM78 261H80V260H78ZM135 261V260H134ZM219 261V260H218ZM3 262V261H2ZM2 262H0V264L2 263ZM8 262V261H7ZM10 262V261H9ZM221 262V261H220ZM132 263V262H131ZM213 263H215L216 264V262H213ZM253 263H254V261H253ZM3 264H5V263H3ZM68 264V263H67ZM69 264H76V262L74 261H70L69 260ZM133 264H135V263H133ZM137 264H139V262L137 263ZM145 264V263H144ZM248 264V263H247Z\"/></svg>",
	"mask_w": 264,
	"mask_h": 264
}]
</instances>
